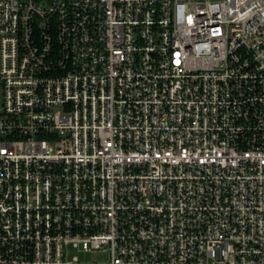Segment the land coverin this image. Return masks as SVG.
<instances>
[{"label":"built area","instance_id":"2783aa9c","mask_svg":"<svg viewBox=\"0 0 264 264\" xmlns=\"http://www.w3.org/2000/svg\"><path fill=\"white\" fill-rule=\"evenodd\" d=\"M0 264H264V0H0Z\"/></svg>","mask_w":264,"mask_h":264},{"label":"rangeland","instance_id":"374dc122","mask_svg":"<svg viewBox=\"0 0 264 264\" xmlns=\"http://www.w3.org/2000/svg\"><path fill=\"white\" fill-rule=\"evenodd\" d=\"M73 254H78L82 259L85 260H100L104 261L108 258V253L103 252L101 250H94V251H85L80 252L78 250H73Z\"/></svg>","mask_w":264,"mask_h":264}]
</instances>
